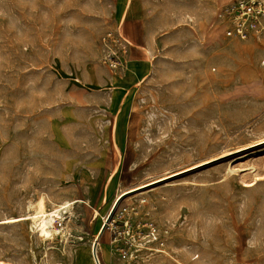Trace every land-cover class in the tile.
<instances>
[{
	"label": "rangeland",
	"instance_id": "374dc122",
	"mask_svg": "<svg viewBox=\"0 0 264 264\" xmlns=\"http://www.w3.org/2000/svg\"><path fill=\"white\" fill-rule=\"evenodd\" d=\"M124 1L0 0V219L79 199L50 238L0 224V261L94 264L116 197L183 172L121 199L100 264H264V142L218 158L264 138V35H224L233 0H130L151 69L114 97L99 38Z\"/></svg>",
	"mask_w": 264,
	"mask_h": 264
},
{
	"label": "built area",
	"instance_id": "2783aa9c",
	"mask_svg": "<svg viewBox=\"0 0 264 264\" xmlns=\"http://www.w3.org/2000/svg\"><path fill=\"white\" fill-rule=\"evenodd\" d=\"M216 15L227 24L224 29L227 38L244 40L251 35H264V0H233L220 7ZM99 42L108 67L113 71L121 69L124 66L123 56L127 43L118 29L104 32ZM125 210L126 208H122L113 214L108 226L115 222L114 216H122ZM122 220L123 231L128 233L131 228L129 218L125 217ZM151 233L154 232L151 230ZM153 237L156 239V236Z\"/></svg>",
	"mask_w": 264,
	"mask_h": 264
},
{
	"label": "crops",
	"instance_id": "0c3cea01",
	"mask_svg": "<svg viewBox=\"0 0 264 264\" xmlns=\"http://www.w3.org/2000/svg\"><path fill=\"white\" fill-rule=\"evenodd\" d=\"M129 1L125 0L116 11L117 29L127 43L123 56L124 68L119 73H107L108 76L104 79L107 84L105 89L111 95L115 92L114 97L118 90H128L133 84L145 78L151 69L150 31L141 14L140 2H138L139 7L131 8ZM92 262L94 263L93 259Z\"/></svg>",
	"mask_w": 264,
	"mask_h": 264
},
{
	"label": "bare ground",
	"instance_id": "6f19581e",
	"mask_svg": "<svg viewBox=\"0 0 264 264\" xmlns=\"http://www.w3.org/2000/svg\"><path fill=\"white\" fill-rule=\"evenodd\" d=\"M132 5H133V3H132ZM261 142H264V138H262V139H260L258 141H255L254 143H252L250 145L243 146V147H241V148H239V149H237V150H235L233 152H227V153H224L222 155H219L218 158L221 157V156H225V155H229L231 153L238 152V151L241 152L242 150H245L246 148H248L250 146H253L254 144H259ZM207 161L208 160L199 162V163L193 165V167L197 166V165H200V164H203V163H205ZM190 168H192V167H190ZM232 170L233 169H230V172L233 173ZM177 173H172V174L160 177L158 179H155L152 182H155V181H158V180H162L164 178H167V177H169V176H171L173 174H177ZM144 185H146V184H144ZM144 185H141V186H144ZM130 190H132V189H130ZM78 200L79 199L65 200V201H63L61 203H58L55 207H53L51 209H47L45 207V200H44V198L42 196H39L35 201H31V200L28 199L27 203L25 204V210H24L25 212H23V213H21L19 215H12V216L0 219V224L25 223L27 225V230H28L29 233L37 234V235L41 236L44 239L45 238H50L53 235V233L57 231L55 226H54V223L57 220H61L63 218V215H64L63 213H65L66 211L70 210L72 208V206L75 204V202L78 201ZM57 222H59V221H57ZM95 238H96V236H95ZM95 238H94V240H95ZM94 240L92 241V243L94 242ZM31 253L33 254V250H31ZM90 254H92V244H91ZM96 255H97V258L99 260L98 253H97V247H96ZM99 263H100V261H99ZM0 264H11V263L0 261ZM34 264H37V263L34 262Z\"/></svg>",
	"mask_w": 264,
	"mask_h": 264
},
{
	"label": "water",
	"instance_id": "95a60500",
	"mask_svg": "<svg viewBox=\"0 0 264 264\" xmlns=\"http://www.w3.org/2000/svg\"><path fill=\"white\" fill-rule=\"evenodd\" d=\"M200 166H202V165H200ZM197 167H199V166H195V167H193V168H190V169H188V170H184V171L186 172V171H189V170L195 169V168H197ZM180 173H183V172H179V173H177V174H173L172 176H169V177H167V178H170V177L176 176V175H178V174H180ZM167 178H164V179H162V180H158V181L152 182V183H150V184H146V185H144V186H141V187H139V188H135V189H133V190H127V191H125V192L120 193V194L116 197V199L114 200V202H113V204H112V206H111L109 212H108L107 215H106V218H105L104 222L102 223V225H101V227H100V229H99V231H98V233H97V235H96V238H95L94 242L92 243V258H93L95 264H100V263H99V260H98V258H97V255H96V247H97L98 239H99V237L101 236V234L103 233V230H104V228H105V226H106V223H107V222L109 221V219L111 218V216H112V214H113L115 208L117 207V205H118V203L121 201V199H123L125 196H127V195H129V194H131V193L139 192V191H142V190H144V189H147V188L151 187L152 185H154V184H156V183H159V182H162L163 180H166Z\"/></svg>",
	"mask_w": 264,
	"mask_h": 264
}]
</instances>
